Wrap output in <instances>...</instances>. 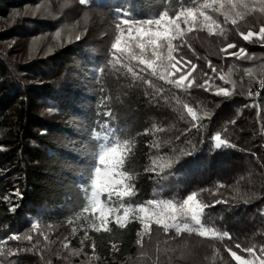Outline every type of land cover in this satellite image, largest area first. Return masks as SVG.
<instances>
[{"label": "trees", "instance_id": "16d2710c", "mask_svg": "<svg viewBox=\"0 0 264 264\" xmlns=\"http://www.w3.org/2000/svg\"><path fill=\"white\" fill-rule=\"evenodd\" d=\"M222 1L89 0L82 5L75 0L80 8L106 12L115 28L111 44L120 34L116 25L128 27L122 19H155L165 10L174 18L179 10L193 8L227 28L232 22L221 11ZM23 2L0 0V12ZM194 25V32H204L201 20ZM191 32L180 36L173 57L196 60L197 53L210 51L201 52L197 43L182 49V42L197 41ZM112 52L111 45L97 50L76 41L45 61L39 83L21 88L0 64V79L6 77V84L0 83V264H66L58 255L69 247L91 248L106 264H164L161 252L179 244L204 248L203 259L195 264H237L231 252L249 260L253 254L248 248L263 254L264 147L256 110L248 106L240 113L234 108L223 116L242 101V93L256 89L259 75L234 79L232 68L228 76L233 83L222 87L231 96L240 95L233 101L216 95L217 88L198 65L182 74L187 79L178 88L174 81L181 75L161 80L127 53ZM131 52L140 55L138 48ZM162 52L166 55L167 49ZM150 55V50L144 53L145 58ZM217 134L227 142L219 149ZM117 142L122 151L127 149L120 170L131 194L101 196L102 204L113 210L104 230L91 210V180L102 145ZM228 164L234 173H226ZM193 193L204 201L201 225L186 219L185 228L167 221V229L152 223L145 231L141 207L150 213L157 204L180 205ZM125 209L129 216L121 227L116 217ZM241 214L248 219L241 221ZM201 227L215 235L201 236ZM141 233L150 238V251L144 254L138 246Z\"/></svg>", "mask_w": 264, "mask_h": 264}, {"label": "rangeland", "instance_id": "374dc122", "mask_svg": "<svg viewBox=\"0 0 264 264\" xmlns=\"http://www.w3.org/2000/svg\"><path fill=\"white\" fill-rule=\"evenodd\" d=\"M222 2L221 11L229 19V23H231L233 19H235L237 23H232L226 28V26L219 24L212 17L219 27H213L211 34L204 25H202L204 27V32H194L193 30L196 29L192 27L191 34L193 33V35H195L194 38H196L197 41H195V44L188 42L189 46L186 42H182L180 45L181 48L188 51L191 46L195 47L197 43L198 46H201V52L206 48L210 51L205 50V53H197L199 56L196 57V60L175 55L174 58L175 61H178L177 69H179V71L172 70V75L186 74L191 70V64H195L201 67L202 74L208 77L207 79L217 90L222 87V84L233 83L230 82L232 78L228 76L232 68L234 71H232L233 73L231 72V74H234V72L237 74V77H234V79H238V77H240L239 79H243V77H252L254 74L259 75L256 76V89L251 93H242L241 96L243 99H239L242 101H235V106L231 105L229 109L227 108L223 116L228 115L230 109L237 108L241 113L244 108L253 106L256 110L255 118L258 120V129L261 132L263 143L264 40H260L258 33L260 28L264 27V3L261 0H225V2ZM5 10L6 12L4 13L0 12V64L5 73L6 71L11 73L15 80V86L18 88H21L25 83L26 85L39 83L44 76L38 74L40 69H46L44 66L45 61L51 58L59 49L81 40L95 45V48L98 50L99 47L110 46L115 36L113 22L108 18L106 12L98 9L87 10L80 8L75 0H24L21 6L6 5ZM252 14H254V16L250 17ZM200 20L203 21V17L197 16V22H200ZM180 24L183 37L190 32L188 30L189 26L185 25L182 21ZM199 24L201 26V23ZM154 27L155 26H153V28ZM249 31L253 32L254 35L249 38L248 41H245L243 35H246ZM189 34L187 36L192 37L191 34ZM78 36L80 37L79 40L76 39ZM180 39L181 38L178 37L173 40V48H177L176 43ZM230 43L234 44L235 47L227 49V45ZM240 48H244L245 51L239 53ZM91 49L93 50V47H91ZM165 49L166 48L163 50ZM222 49H226V51H222ZM194 51L196 52L197 49H194ZM234 53H239V55H233ZM188 61H190L191 64L187 63ZM209 65H211V67ZM212 67L215 71L212 69L207 73L208 69ZM196 75L198 76L197 73H194L195 77ZM201 75H199L198 78H200ZM5 80L6 77L0 79V83L6 84ZM239 84L241 85V82H239L238 85ZM230 87H233V85H230ZM239 96L240 95L230 96L232 97L230 100H238ZM221 140L223 139L221 138ZM217 143L218 142L215 140V144ZM262 143L261 146L264 147ZM230 166L231 165L228 164L226 173L232 174L235 169H233V167L230 168ZM236 167L239 168V165H236ZM118 171L121 170L118 169ZM116 190L118 192L122 189L117 188ZM187 196L188 195L185 196L183 201ZM197 196L196 194V202L204 206V201ZM176 206L179 207V205ZM153 211L154 210H151V212ZM239 217L241 221L248 219L245 218L244 214H241ZM186 219L190 220L192 223L194 222L191 220L190 216H181L177 213V219L173 221L172 224L184 227V220ZM168 221L170 222L171 220ZM206 230H208V235L206 236L212 235V230ZM145 235L143 233L140 234L138 244L139 250L142 251L140 253L142 254L150 251V248H148L150 245V238L149 235ZM185 246L186 244H179L174 246V248L169 246V250L165 249L164 252H161V262L164 264H195L203 259V247L198 245L200 249L194 250L188 249ZM171 249V253L176 251L178 254L173 257V254L170 253ZM90 250L92 249L69 247V251L66 250L67 252H61L58 258L61 259V262H66V264H106L105 260L103 261L97 253ZM62 251H65V248H63ZM148 254H146V256ZM261 256H264V253L261 255H253L249 260L255 259L258 264V259ZM142 264H148V262H142Z\"/></svg>", "mask_w": 264, "mask_h": 264}, {"label": "snow or ice", "instance_id": "6c2138e0", "mask_svg": "<svg viewBox=\"0 0 264 264\" xmlns=\"http://www.w3.org/2000/svg\"><path fill=\"white\" fill-rule=\"evenodd\" d=\"M82 5H87L89 0H79ZM203 7H211L209 4L203 5ZM126 15V14H125ZM197 16L203 17V25L208 29L211 34L213 27H219L211 16L206 15L203 11L197 13L193 8H184L179 10L175 17H170L168 11H163L159 14L158 18L146 19V20H133L124 18L121 23L127 25V28H121L120 24L116 25V28L120 34L115 38V42L111 44V49L113 50V56L117 53L120 56H124L126 53L131 59H137L139 64L144 65L145 69H150L153 75H159L161 80H166L170 75H172V70L179 71L177 69L178 61H175L173 57V40L183 35L181 24L182 21L185 25H188V30H192V25L197 23ZM232 23L235 24L236 20L233 19ZM153 26H155L153 28ZM243 35V34H242ZM254 33L249 31L246 35H243V39L248 41L249 38L253 37ZM260 40H264V27L260 28L258 33ZM77 40L80 39L78 36ZM133 42V43H130ZM138 48L140 50V55L136 56L131 52V48ZM234 44H228L227 49L234 48ZM167 49V54L164 55L162 49ZM150 50V57L145 58L144 53ZM226 51V49H222ZM244 48L239 49V53H243ZM239 53H234L233 55H239ZM119 59V57H116ZM183 59V58H182ZM187 63L191 64L190 61ZM211 67V65H209ZM195 64H191V69H196ZM164 69L161 74L160 70ZM215 71V69H213ZM191 73H189V76ZM187 79L185 75H181L178 80L174 83L176 86L184 87V82ZM223 79V78H221ZM173 81L169 80V83ZM191 86V85H189ZM216 95L223 97H230L232 93L227 87H221L217 91ZM188 112L192 113V109L188 108ZM193 119H195V113H192ZM107 139V137H105ZM215 140L218 142L216 148L219 149L222 144L227 143L221 140L220 135L215 136ZM127 155V149L121 150L119 142L113 143L111 145H102L101 151L98 157V165L94 170V174L91 180V197L90 204L91 210L94 214H98L97 219L100 227L107 230L109 214L112 213L111 208H106L101 202V196L107 194L109 197L115 192L116 195L120 197H126L131 194V188L124 184L125 173L118 171L124 164V160ZM117 188H121V191H116ZM17 196L21 195L19 192L16 193ZM219 203V201H217ZM214 206V205H213ZM157 210L148 213L147 209L141 207L139 211L145 213L144 216L139 217L145 231L150 230V225L155 223L157 225H163L165 229L169 228L171 225L167 222L168 220L175 221L177 219V213L181 216H190L191 220L195 222L196 225H201V214L205 206H202L196 202V194L193 193L188 195L179 207L170 201L162 206L160 204L156 205ZM129 216L128 209L124 210L123 216H117L116 220L121 227L124 226V222ZM185 228L188 225L185 224ZM192 231V229H188ZM99 231V228H97ZM199 234L201 236L208 235V230L201 227ZM215 235V233H212ZM227 236L228 233L225 232ZM10 239L18 240L19 236H11ZM31 239V237H28ZM239 247V245H237ZM264 251V250H262ZM248 253L255 255L252 248L247 249ZM232 258L237 262V264H257L254 260L242 259L240 255H237L235 251L231 252ZM258 264H264V256L258 259Z\"/></svg>", "mask_w": 264, "mask_h": 264}, {"label": "built area", "instance_id": "2783aa9c", "mask_svg": "<svg viewBox=\"0 0 264 264\" xmlns=\"http://www.w3.org/2000/svg\"><path fill=\"white\" fill-rule=\"evenodd\" d=\"M262 144L264 145V142Z\"/></svg>", "mask_w": 264, "mask_h": 264}]
</instances>
